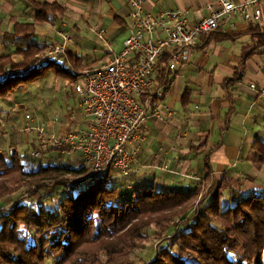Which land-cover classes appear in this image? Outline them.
I'll list each match as a JSON object with an SVG mask.
<instances>
[{
    "label": "crops",
    "instance_id": "obj_1",
    "mask_svg": "<svg viewBox=\"0 0 264 264\" xmlns=\"http://www.w3.org/2000/svg\"><path fill=\"white\" fill-rule=\"evenodd\" d=\"M32 1L56 4L62 11L47 22L37 23L35 10L22 0H0V57L10 56L13 64H20L23 57L19 50L34 46L41 50V56L45 45L62 44V36L68 39L64 42L66 53L57 62L64 63L65 68H71L68 57L77 58L82 71L106 64L121 52L128 33L125 0ZM212 1L149 0L148 8L152 12L179 11L192 26L208 15L206 5ZM261 9L264 12V4ZM16 23L33 24L34 36L26 42L11 41ZM100 29L104 30L102 38L96 35ZM255 29L232 18L227 26L200 37L185 66L169 71L159 60L151 79L155 93L152 100L160 119L150 110L130 173L123 177L109 171L110 184L185 191L208 176L210 185L226 182L223 200L228 205L230 192L240 197L264 192V164L256 161V144L264 143V46L258 47ZM221 34L228 37L220 39ZM162 37L154 34V38ZM57 79L62 87H54L51 95L45 89L51 90L50 84L55 85ZM65 86L72 92L69 80L49 74L19 86L6 101L0 100V114L1 107L8 111L13 108L15 120L7 130L0 119V157L7 164L13 154H19L26 156L28 170H36L58 157L52 151L40 163L27 159V151L34 146V136L25 130L27 126L43 123L57 135L86 127L87 120L76 109V96L73 92L66 95L69 88ZM59 90H64L61 95ZM25 112L30 113V122L24 120ZM14 143L18 150L12 147ZM69 157L67 162L60 158L65 166L83 169L78 154Z\"/></svg>",
    "mask_w": 264,
    "mask_h": 264
},
{
    "label": "trees",
    "instance_id": "obj_2",
    "mask_svg": "<svg viewBox=\"0 0 264 264\" xmlns=\"http://www.w3.org/2000/svg\"><path fill=\"white\" fill-rule=\"evenodd\" d=\"M22 1L35 10L37 23L47 22L62 11L56 4ZM254 32L258 47L264 46V34L256 29ZM32 36L33 24L16 23L9 38L26 42ZM18 53L23 57L20 64H13L10 56L0 57L2 102L15 95L19 86L46 75H61L70 83L81 71L77 58L68 57L71 68H65L64 63L57 62L59 57L36 64L41 50L34 46ZM161 59L160 65L165 66L167 57ZM3 75H7L5 80L1 79ZM256 150V161L264 164V143L256 144ZM27 159L41 162L28 154ZM55 160L59 164L48 161L28 170L26 156L13 154L10 164L0 157V179L15 174L19 180L37 179L40 189L52 182L50 196L55 203L47 207L41 198L35 205L21 203L9 212L0 207V264H263L264 192L242 197L230 192L228 205L223 200L226 182L210 185L208 176L189 190L159 191L110 184L107 174L88 186L78 180L66 190L56 180L67 175L81 179L85 168L74 170L61 159ZM206 186L211 187L209 194L196 212L190 213ZM3 196L0 193V198ZM177 218L183 227H176ZM153 236H159L164 244L147 261L133 257L146 249Z\"/></svg>",
    "mask_w": 264,
    "mask_h": 264
},
{
    "label": "built area",
    "instance_id": "obj_3",
    "mask_svg": "<svg viewBox=\"0 0 264 264\" xmlns=\"http://www.w3.org/2000/svg\"><path fill=\"white\" fill-rule=\"evenodd\" d=\"M125 3L128 33L121 52L106 64L83 69L71 83L76 109L87 120L86 127L60 135L43 123L25 128L34 136V146L27 153L31 159L42 160L52 151L62 156L78 154L85 168L78 180L84 186L100 180L109 171L123 177L130 173L144 139L142 127L150 110L153 117L160 119L152 100L155 93L151 75L163 56L167 57L165 65L169 71L185 66L200 37L227 26L232 18L264 32V0H213L206 5L208 15L192 26L179 11L152 12L149 0ZM156 32L163 37L154 38ZM96 35L102 38L104 30ZM62 39L68 41L65 36ZM64 42L45 45L36 64L64 55ZM6 78L3 75L1 79ZM144 95L148 96L142 100ZM24 120H32L30 113H24Z\"/></svg>",
    "mask_w": 264,
    "mask_h": 264
},
{
    "label": "rangeland",
    "instance_id": "obj_4",
    "mask_svg": "<svg viewBox=\"0 0 264 264\" xmlns=\"http://www.w3.org/2000/svg\"><path fill=\"white\" fill-rule=\"evenodd\" d=\"M71 83H72V80L70 81V85H71ZM54 87L57 89H60L62 87V83L58 80V82L55 83V85H54V83L52 82L50 84L51 90H49V88H47L45 90L47 92L50 91L51 95H53L52 93H53ZM65 88H67V90L69 88L68 93H65V94L68 95L70 93V95H72L70 87L65 86ZM59 91H60V93H58V92H55V93H58L59 95H61V93H63L64 90L63 91L59 90ZM1 112H2V114H0V119H1V122L4 123L3 127L4 128L7 127L6 129L9 130L10 127L15 123V120H13V114H14L13 108L9 109V111H8L7 108L3 109V107H1ZM23 118H24V116H23ZM22 130H24V126H23ZM12 147L14 149L18 150L16 143H14V145H12ZM60 158L63 159L64 162H67L68 158L70 159L69 156H62L61 154H58V157H56L55 159H60ZM55 159H51L49 162L58 163V161H56ZM7 161H9V160H7ZM10 161H11V159H10ZM78 179H79V177H73V176L67 175V176L58 178L56 180V182L63 183L65 185V188L67 187L66 188V190H67L69 187L68 185L71 184V186H72L76 181H78ZM38 183H39V181L37 179L19 180V179H17L16 174L14 176H11L10 178L0 179V193L4 195L2 198H0L1 209L4 210V212H6V211L9 212V211H12L13 209H15L16 207L21 206L22 205L21 203H24V204L29 203V204L35 205L38 201H41V198L43 199L45 206L51 207L52 205H54L55 204L53 201L54 197L50 196V194H52L51 192L53 191V188H54L53 183L47 182L45 184V188H41V189L38 187V185H37ZM210 188H211L210 186H206L205 188L202 189L201 193L196 198L190 213L193 212L194 210H195L194 212H196L197 207L201 204V201L204 199V197L207 194H209L208 192H209ZM190 213H188V216H191ZM6 214L7 213H5V215ZM174 224L178 228L181 225H182L181 227H183V222L181 223L178 218L174 220ZM162 243L163 242L161 241V238H159V236H153L150 239V242L147 243V245H146L147 247L143 252H141V253L135 252L132 256L138 258V260H140V261L141 260L147 261V259L150 257V254L152 252L154 253ZM263 255H262V257H263ZM138 260H136V261H138ZM49 264H52V263L50 262Z\"/></svg>",
    "mask_w": 264,
    "mask_h": 264
},
{
    "label": "bare ground",
    "instance_id": "obj_5",
    "mask_svg": "<svg viewBox=\"0 0 264 264\" xmlns=\"http://www.w3.org/2000/svg\"><path fill=\"white\" fill-rule=\"evenodd\" d=\"M262 263L264 264V255H263V257H262Z\"/></svg>",
    "mask_w": 264,
    "mask_h": 264
}]
</instances>
